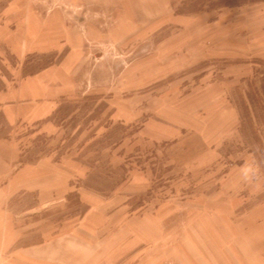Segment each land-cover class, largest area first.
<instances>
[{
  "label": "rangeland",
  "instance_id": "rangeland-1",
  "mask_svg": "<svg viewBox=\"0 0 264 264\" xmlns=\"http://www.w3.org/2000/svg\"><path fill=\"white\" fill-rule=\"evenodd\" d=\"M99 2L0 0V136L41 167L0 264H264V1ZM33 12L80 31L73 66L26 51ZM60 64L45 116L23 81Z\"/></svg>",
  "mask_w": 264,
  "mask_h": 264
},
{
  "label": "crops",
  "instance_id": "crops-1",
  "mask_svg": "<svg viewBox=\"0 0 264 264\" xmlns=\"http://www.w3.org/2000/svg\"><path fill=\"white\" fill-rule=\"evenodd\" d=\"M71 1L76 2L77 0ZM78 1H83L86 3H100V0ZM133 1L135 3L137 2V4L140 2L143 4V0ZM154 1L156 0H144V2L148 3H152ZM156 3H158V0ZM156 3H153V5ZM147 10H149V13H140L139 11L137 14L136 10L134 11L132 7L133 16L136 18V20L139 19L141 15L145 16L147 19L151 18V16L154 14L149 5ZM12 11L13 10H11V12ZM33 13L34 14L32 15V18L28 20L27 25L25 26L27 40V43L25 44L26 51L44 52L48 50H62L68 48L69 51L66 55V58L63 60V64L66 63L70 66H73L75 63L73 59L74 51L78 49L76 46V39L79 37L80 31L70 24L69 25L71 28H67L64 25V21L60 15H56L55 18L50 17L48 20H42L36 15V12ZM52 18L56 20L51 21ZM9 32L10 31L8 29L0 26V40L6 39L9 41V44H11L13 39H11ZM5 33L7 36L4 38L3 35ZM63 64L42 70L33 76L24 79L23 81L22 96L24 101H26L28 104L34 102L37 103L36 109L41 110L39 112L44 113L45 116L50 115L53 111L51 109L47 110L48 102L46 103L45 101L64 96V93L69 92L68 83L72 81V78L70 77L71 70L70 68H66V65ZM0 94L3 95L4 92ZM6 102L7 101L3 102V100L0 101V104L4 103L1 105L0 109H2V112L6 118L12 119V117H14V108L11 105L5 104ZM40 113L38 114L40 115ZM199 133L201 132L199 131ZM17 160L18 157L11 142L0 136V248H4L3 250L11 248L18 240V233H16L15 224L12 221V216L7 209L8 207L6 208L7 202L14 194L18 192H22V194H25L28 191L30 192L33 179L32 172L36 171L38 167L41 168L39 165H37L36 168V165L33 164H20L17 163ZM40 177L42 178L43 176L41 175ZM40 177L39 180L41 179ZM47 188L48 186L44 184L42 186L40 185V188L37 189L38 191L46 192ZM261 209L264 210V201L253 207L252 211L257 212V210ZM262 225L264 228V220ZM89 230L90 228L87 226L86 232L89 233ZM256 242L262 244L264 243V232L262 237ZM40 253L42 254L41 251ZM57 256H59V254L55 251L54 258L56 259V262H54V264H60L57 263ZM24 258L26 259V257Z\"/></svg>",
  "mask_w": 264,
  "mask_h": 264
},
{
  "label": "trees",
  "instance_id": "trees-1",
  "mask_svg": "<svg viewBox=\"0 0 264 264\" xmlns=\"http://www.w3.org/2000/svg\"><path fill=\"white\" fill-rule=\"evenodd\" d=\"M258 1H264V0H219L218 3H212L209 8L214 9V8H220V7H234V6H239V5H244L247 3H253V2H258ZM200 8H194L189 9H181L176 12V14H188L190 11H198Z\"/></svg>",
  "mask_w": 264,
  "mask_h": 264
}]
</instances>
